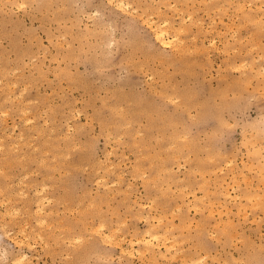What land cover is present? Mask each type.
<instances>
[{
    "label": "rangeland",
    "instance_id": "rangeland-1",
    "mask_svg": "<svg viewBox=\"0 0 264 264\" xmlns=\"http://www.w3.org/2000/svg\"><path fill=\"white\" fill-rule=\"evenodd\" d=\"M263 69L264 0H0V264H264Z\"/></svg>",
    "mask_w": 264,
    "mask_h": 264
},
{
    "label": "bare ground",
    "instance_id": "bare-ground-1",
    "mask_svg": "<svg viewBox=\"0 0 264 264\" xmlns=\"http://www.w3.org/2000/svg\"><path fill=\"white\" fill-rule=\"evenodd\" d=\"M121 4V3H120ZM120 7H122V6H120ZM261 16V15H260ZM167 21V20H166ZM185 20H183V22H184ZM169 23V22H168ZM166 27H167V25H165ZM183 28H185L184 26H183ZM152 29V28H151ZM153 30H154V28H153ZM182 30H184V29H182ZM181 31V30H180ZM154 32V36L159 40V41H161V43L166 47V48H168V47H171L172 46V44H174L175 43V39L176 40H178L177 38H176V36L175 37H168L167 35V33L166 32H168V31H166V30H164V29H161V28H155V30L153 31ZM179 40H180V38H179ZM178 40V41H179ZM177 42V41H176ZM183 43V42H182ZM176 44V43H175ZM174 44V45H175ZM179 46V45H178ZM177 47V46H176ZM176 47H175V49H176ZM179 50H182V49H180V48H178ZM177 49V50H178ZM192 52V51H191ZM240 69V68H239ZM264 70V69H263ZM174 87V86H173ZM181 101V100H180ZM180 103V102H179ZM196 114V113H195ZM129 123V122H128ZM136 136V135H135ZM35 150H37V149H35ZM35 152V151H34ZM178 155V154H177ZM167 156V155H166ZM36 157V156H35ZM178 157V156H177ZM163 161V160H162ZM227 163V162H226ZM101 178V177H100ZM103 179V178H102ZM101 182H103V181H101ZM105 182V181H104ZM98 183V182H97ZM48 189V188H47ZM43 190V189H42ZM238 198V197H237ZM40 200V199H39ZM38 203V202H37ZM41 204V203H40ZM45 208V207H44ZM3 218V217H2ZM11 221V220H10ZM6 225V224H5ZM41 225V224H40ZM22 228V227H21ZM104 228V227H103ZM22 230H26V229H24V227H23V229ZM6 231V230H5ZM23 233V232H22ZM150 233V232H149ZM5 234V233H4ZM107 235V234H106ZM25 236V235H24ZM103 237V236H102ZM143 238V237H142ZM177 243V242H176ZM5 249H3V251H4ZM3 253V252H2ZM7 252H6V250L4 251V253L3 254H6ZM1 257V256H0ZM3 257V256H2ZM26 257V256H25ZM17 260H18V258H17ZM24 260V259H23ZM17 262H19V261H17ZM12 263H13V261H12Z\"/></svg>",
    "mask_w": 264,
    "mask_h": 264
}]
</instances>
